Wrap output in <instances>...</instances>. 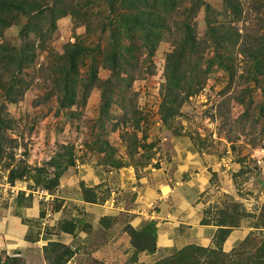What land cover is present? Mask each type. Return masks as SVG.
I'll return each instance as SVG.
<instances>
[{
    "label": "rangeland",
    "instance_id": "obj_1",
    "mask_svg": "<svg viewBox=\"0 0 264 264\" xmlns=\"http://www.w3.org/2000/svg\"><path fill=\"white\" fill-rule=\"evenodd\" d=\"M30 1L39 33L25 35L28 19L14 9L0 23V46L23 51L10 74L0 60V207L23 230L21 247L1 249L0 264H156L189 245L202 260L261 264L252 258L264 246V0L170 4L169 23L188 19L204 49L186 54L192 78L178 87L165 85L178 27L151 52L120 50L142 42L141 32L126 38L121 20L135 0ZM221 25L238 35L217 47L208 30ZM68 45L89 50L75 57L62 104ZM114 50L126 57L117 72L104 64ZM224 53L233 74L218 64ZM195 80L202 84L189 91ZM122 171L135 182L153 172L170 186L147 196ZM183 202L215 229L212 242L160 257L138 252L132 231L151 220L157 227L156 213L181 211ZM106 203L124 208L103 214ZM233 230L245 233L227 248Z\"/></svg>",
    "mask_w": 264,
    "mask_h": 264
},
{
    "label": "trees",
    "instance_id": "obj_2",
    "mask_svg": "<svg viewBox=\"0 0 264 264\" xmlns=\"http://www.w3.org/2000/svg\"><path fill=\"white\" fill-rule=\"evenodd\" d=\"M176 0H135L134 5L131 7V11L128 13H124L121 17V20L125 23V36L126 38H133L134 34H138L137 32H141V40L139 44L135 43V41H130L131 43L122 45V50L126 54L133 55L135 50H139L141 47H144L152 51V46L159 42V40L163 37L164 30L173 31V27H178L179 30L182 31L181 41L176 46L175 50L171 52L167 58L166 64V86H181L188 78H192V75H188L187 71L183 70L184 65L182 62L186 57V54H198L204 50L202 46H200V41H198L197 34L195 32V27L189 22L188 19H183V21H178L177 25H171L169 21L171 9L170 4H174ZM38 3L31 2L30 0H0V23L8 22L12 16H14L12 9L16 12H21L28 19L27 28L25 31V35H28V31L31 30L35 33L40 32L39 23L35 20L38 13ZM5 13V16L3 15ZM11 13L10 16L7 14ZM42 13V12H41ZM32 27V29H29ZM209 34L212 36V41L216 44L217 47L224 46L225 43H230L236 41L238 35L237 32L232 30V26L229 25H221V26H211L208 30ZM1 33V31H0ZM29 43H26L28 45ZM35 46V45H34ZM119 48L117 45L114 49ZM3 49V50H1ZM89 50L88 47H84L81 45H71L66 46L65 48V57H69V68L64 71L62 74V78L58 77V81L63 84V92L66 94H61L60 102L64 104L65 95H67L69 90V85L74 79L69 76L74 73L75 66L74 61L75 57L83 52ZM225 50V47H224ZM23 51L16 46L5 45L0 46V60L4 62L2 68L5 69V73L10 74L13 66H19L18 62L22 58ZM126 59L125 55L118 50H114L113 53L106 57V63H104L109 69L113 72H117L122 68V61ZM67 64V65H68ZM218 64L225 68L228 72L233 74V64L230 57H226L225 53L220 54L218 57ZM66 65V66H67ZM65 66V67H66ZM94 69V68H93ZM19 70V69H16ZM15 72V71H14ZM13 72V73H14ZM12 73V74H13ZM0 76V80H1ZM96 80V74L93 72V79ZM129 79H127L128 82ZM202 81H193V89L189 91L194 92L197 86H200ZM106 95V93H103ZM2 119V118H1ZM132 244L137 248L138 252H156L157 250V227L156 222L151 220L148 225L139 231H132ZM52 244L56 246H61V243L52 242ZM59 247H55L54 249H58ZM200 248L193 247L189 245L187 247L182 248L179 252H177L172 257L167 258L162 262H157L156 264H225L221 262L219 259H211V260H202L200 257ZM213 254V253H212ZM260 257V258H259ZM264 246L259 248V252L256 254L255 259L252 258V262L258 259L261 264H264ZM244 264V263H243Z\"/></svg>",
    "mask_w": 264,
    "mask_h": 264
},
{
    "label": "crops",
    "instance_id": "obj_3",
    "mask_svg": "<svg viewBox=\"0 0 264 264\" xmlns=\"http://www.w3.org/2000/svg\"><path fill=\"white\" fill-rule=\"evenodd\" d=\"M180 170L182 172V169ZM121 174L122 175L119 174L121 180L126 182L124 177L126 172L122 171ZM127 177L133 180L132 173H130ZM165 180L166 178L157 181L153 172H151L149 175L138 179L137 182L134 180L131 181V185L135 184L132 186L133 188L138 190L140 193L144 192L145 195L151 196L154 195L156 191L170 186V182ZM107 203L104 208L105 211H102L103 214H114V212H116L114 210H121L124 208L122 207V203L121 205L118 203L115 208L112 207L114 206V203L108 207ZM181 207L182 212L176 209L172 213L169 212L168 215L164 213H156L154 216L157 220L158 240L157 250L154 252L153 256L160 257L162 255H167L183 247L184 245L191 243L208 245L212 242L215 233V229H212V225L201 223L200 212L194 213V206L190 202H183ZM131 211L132 209L130 212ZM18 218L19 217L15 215L14 212H10V210L6 209V207H0V250L8 249L7 251H13L16 247H21L23 230L22 226L20 225V219ZM135 221L137 222V220ZM244 233L245 231L243 230H233L230 236L227 238L225 246L227 248L234 246L235 241L241 238ZM65 240H71L70 234L65 237ZM109 246L115 247V245L112 244H109ZM101 247L108 246L102 245Z\"/></svg>",
    "mask_w": 264,
    "mask_h": 264
}]
</instances>
